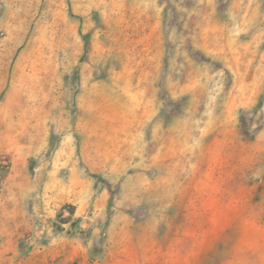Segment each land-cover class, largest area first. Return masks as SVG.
<instances>
[{
    "label": "rangeland",
    "instance_id": "rangeland-1",
    "mask_svg": "<svg viewBox=\"0 0 264 264\" xmlns=\"http://www.w3.org/2000/svg\"><path fill=\"white\" fill-rule=\"evenodd\" d=\"M0 264H264V0H0Z\"/></svg>",
    "mask_w": 264,
    "mask_h": 264
}]
</instances>
